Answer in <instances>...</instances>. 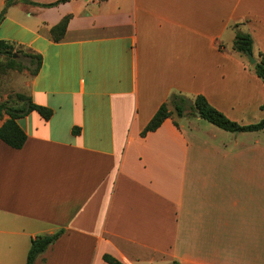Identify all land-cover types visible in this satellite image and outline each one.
Returning <instances> with one entry per match:
<instances>
[{"label": "crops", "instance_id": "crops-1", "mask_svg": "<svg viewBox=\"0 0 264 264\" xmlns=\"http://www.w3.org/2000/svg\"><path fill=\"white\" fill-rule=\"evenodd\" d=\"M236 25L264 54V0L8 8L0 41L42 56L27 95L53 116L18 121L20 150L0 140V264H26L32 240L59 231L35 264H264V130L205 133L185 117L141 135L174 94L202 95L241 125L264 120Z\"/></svg>", "mask_w": 264, "mask_h": 264}, {"label": "trees", "instance_id": "trees-1", "mask_svg": "<svg viewBox=\"0 0 264 264\" xmlns=\"http://www.w3.org/2000/svg\"><path fill=\"white\" fill-rule=\"evenodd\" d=\"M17 1L19 0H8L6 7L0 15V23L3 21L8 8L14 5ZM21 1L42 8H53L72 0H59L52 4H36L31 3L29 0ZM70 19L71 16L64 17L59 24L51 29V35L55 42H60L65 37ZM235 29L236 37L233 44V50L242 57H246L247 62L249 61V54L252 53L254 55L257 63L252 66L251 69L255 71L257 77L264 83V54L261 52L255 53L254 40L251 34L240 30V25H236ZM23 50L25 49L10 42L0 41V55H6L11 59L7 66L9 69L23 70L25 68L31 72L32 76H36L42 67V56L28 51L25 56L30 60V64L29 66L24 67L20 65L18 61L14 60L15 54L24 53ZM262 110H264V106H262ZM33 112H37L46 121H49L53 116V111L51 109L35 104L32 98L26 94H17L15 99L9 97L6 101H0V140L13 149H22L26 144L27 134L21 128L18 121ZM175 114L179 119H184L188 115L197 117V114H200L201 119L230 133L259 132L264 130V120L257 124L241 125L230 120L221 111L211 106L208 100L202 95L195 98H188L181 94H174L170 97L168 102L160 107L153 119L142 132V137H145L148 133L157 131L166 120H174ZM6 116L8 118L4 121ZM174 123L177 127L179 126L175 120ZM62 234L63 231H59L54 235L39 236L32 240L26 264H35L37 258L45 253ZM104 261L107 264H123L121 261L110 255H105ZM172 264L178 263L173 262Z\"/></svg>", "mask_w": 264, "mask_h": 264}, {"label": "rangeland", "instance_id": "rangeland-1", "mask_svg": "<svg viewBox=\"0 0 264 264\" xmlns=\"http://www.w3.org/2000/svg\"><path fill=\"white\" fill-rule=\"evenodd\" d=\"M23 52L24 53H16L14 60L18 61L20 65L26 67L29 66L30 60L25 56L28 51L23 50ZM243 58L247 61L246 57ZM10 60L11 59L8 56L0 55V101H6L9 97L15 99L17 94L27 95V93H29L27 85L32 76L31 72L25 68L23 70L9 69L7 66ZM247 63L251 68L252 66L250 65V61ZM187 117L193 120V122H196L194 116L188 115ZM174 120L178 123V125L182 123L185 126L187 123L183 119H179L176 114L174 115ZM198 127V131L205 133L209 132L211 129H216V127L205 120L200 121V125Z\"/></svg>", "mask_w": 264, "mask_h": 264}, {"label": "water", "instance_id": "water-1", "mask_svg": "<svg viewBox=\"0 0 264 264\" xmlns=\"http://www.w3.org/2000/svg\"><path fill=\"white\" fill-rule=\"evenodd\" d=\"M249 61L251 66H254L257 63V60L252 53L249 54ZM197 117L200 118V114H197Z\"/></svg>", "mask_w": 264, "mask_h": 264}]
</instances>
